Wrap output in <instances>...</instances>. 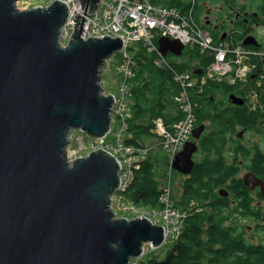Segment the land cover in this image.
Here are the masks:
<instances>
[{"label":"water","instance_id":"obj_1","mask_svg":"<svg viewBox=\"0 0 264 264\" xmlns=\"http://www.w3.org/2000/svg\"><path fill=\"white\" fill-rule=\"evenodd\" d=\"M100 1L81 0L84 15L73 18L63 47L65 2L22 10L0 0V264H130L146 246L165 243L164 227L150 218L115 217L114 155L98 149L70 162L73 129L91 139L111 130L115 100L104 93L101 72L124 41L85 37L86 16ZM159 50L181 57L185 47L161 38ZM194 149L185 144L175 170L192 172Z\"/></svg>","mask_w":264,"mask_h":264},{"label":"flooded vegetation","instance_id":"obj_2","mask_svg":"<svg viewBox=\"0 0 264 264\" xmlns=\"http://www.w3.org/2000/svg\"><path fill=\"white\" fill-rule=\"evenodd\" d=\"M195 8L218 40L249 43L255 69L244 82L194 90L196 118L187 140L195 147L193 168L189 175L176 171V189L183 193L196 169L220 163L228 173L211 183L204 177L209 187L197 184L203 188L202 200L193 199L207 216L209 263L264 264V0H196ZM236 113V120L222 119ZM215 226L229 238L216 242Z\"/></svg>","mask_w":264,"mask_h":264},{"label":"built area","instance_id":"obj_3","mask_svg":"<svg viewBox=\"0 0 264 264\" xmlns=\"http://www.w3.org/2000/svg\"><path fill=\"white\" fill-rule=\"evenodd\" d=\"M62 1L67 4L69 13L61 32V44L66 46L75 31L74 24L68 26L70 18L73 17L71 4L74 2L71 0ZM155 1L101 0L99 7L108 15V20L94 27L89 26V18L86 23V38L120 37L124 41V48L119 52L120 60L117 68L119 74L118 91L114 94V115L118 120V130L114 136V143L107 144L104 139H100L96 141V145L93 147L94 150L105 148L121 158V183L118 189L121 192H124L130 185L134 168L139 167L134 157L137 156L140 149L134 145H126L123 140V134L128 126L127 119L130 116L128 107L131 104L132 93L129 83L135 77L136 61L129 50L133 44L142 42L150 53H156L155 65L158 68H166L170 73L172 72L174 74L173 80L180 89V94L175 97V101L180 105L184 119L175 124V133L167 131L162 118L155 120V130L163 138L164 145L171 154L170 163L182 149L194 128V105L190 98V91L195 86H205L209 82L235 84L245 81L254 69V65L249 62L254 57V52L244 49L239 43L216 41L209 31L199 22L185 16L184 12L175 8L163 7L154 3ZM78 4L81 5L80 0H78ZM195 4V0H191L189 9H193ZM134 29L135 31L132 33L131 31ZM66 30H68L67 33H65ZM128 34L131 36H127ZM162 37L179 40L185 46H198L202 54L212 57L200 78L193 79L189 72H180L170 64L167 58L159 52L158 45L155 43L157 39ZM160 202L163 208L158 214L120 199L118 209L131 216H147L154 221L161 219L168 239L176 240L181 234L187 214L175 208L170 181L161 193Z\"/></svg>","mask_w":264,"mask_h":264},{"label":"trees","instance_id":"obj_4","mask_svg":"<svg viewBox=\"0 0 264 264\" xmlns=\"http://www.w3.org/2000/svg\"><path fill=\"white\" fill-rule=\"evenodd\" d=\"M180 0H157L156 4L166 8H175L182 12L185 16L192 20L199 18L196 15V5L192 9L190 0L187 5L184 2L179 6ZM194 20V21H195ZM216 39L217 36H214ZM136 61L135 77L130 81L133 92L132 118L128 120L129 127L125 134L124 142L126 145H134L140 147L149 141H154L146 157L139 163L140 167L133 172V180L122 197L126 201H130L140 208L160 209L161 188L166 182L168 176V160L169 155L161 144L160 138L153 133L154 120L162 117L163 123L175 126V123L183 119L182 113L179 111L174 101L175 96L179 93V89L173 81L172 74L162 68H158L154 61L156 53H150L142 42L137 43L130 48ZM118 57V55L116 56ZM168 58L174 66L179 70L192 69V64L206 67L211 57L204 56L200 53L198 46L186 47L183 56L178 58L168 55ZM209 85H214L210 83ZM192 91V99L193 98ZM237 119V113L234 116L226 115L222 117L226 121ZM228 173L220 163H214L211 166H202L196 169L195 179L191 182L186 181L183 193L180 194L175 189L174 199L178 208L185 207L186 204L195 200H202L203 188H208L203 183L204 177H208L209 183L222 177ZM177 180V174L174 173V181ZM199 184V185H197ZM183 205V206H181ZM205 212H201V205L193 201L190 205L191 216L186 220L181 237L172 248L167 252L165 258L159 256L152 257L140 264H210L211 250L210 238H208L209 229L206 226L207 216ZM212 237L216 242H222L228 235L221 233V229L217 226L211 229ZM211 242L213 239L211 238ZM231 243L232 241H228Z\"/></svg>","mask_w":264,"mask_h":264},{"label":"rangeland","instance_id":"obj_5","mask_svg":"<svg viewBox=\"0 0 264 264\" xmlns=\"http://www.w3.org/2000/svg\"><path fill=\"white\" fill-rule=\"evenodd\" d=\"M76 1L78 4V0H76ZM46 2H48V1L47 0H26V2L24 4H20V5L18 4V8H20L22 10L29 9L27 7L28 4L30 5L31 8L34 5H36L34 7H39V5H41V4H44L43 6H46V4H45ZM78 6L80 8L81 13L83 12L82 15H84V10L82 8V5L78 4ZM97 10L95 11V14L92 17L86 16V19H88V18H89V20L94 19L96 17ZM63 27H64V25L61 28L60 36H61V32H62ZM60 36H59V38H60ZM180 58H178V60H180ZM167 60L170 62L168 57H167ZM118 65H119V63H118L117 59H115V57H112L109 60V64H106L103 67V71L101 73L103 76L102 81H103L105 90L107 92H116L117 93V91H118V87H117V82L119 79V74H118V70H117ZM192 66H193V64H192ZM69 140H70V144L68 146V154H69V157L71 158V160H73L74 158H77V157H82V156L87 155L89 152L93 151V147L96 145L94 140L89 139L85 133H83L82 131H80L78 129H74L70 133ZM153 144H155L154 141H149L146 143V145L148 147H151ZM175 187H178L177 182H176ZM114 203H115V207L117 208L118 205H117L116 201H114ZM192 204H193V201L191 200L190 205H192ZM114 212L118 213V215H115L116 218H120L121 216L124 217L127 215V212H123L122 210H115ZM172 246L173 245L171 243H166L157 249H152L151 246H146L148 253L146 255H144L141 258V260L145 261V260H148V259L155 257V256H159L160 258H165L167 255V252L172 248Z\"/></svg>","mask_w":264,"mask_h":264},{"label":"bare ground","instance_id":"obj_6","mask_svg":"<svg viewBox=\"0 0 264 264\" xmlns=\"http://www.w3.org/2000/svg\"><path fill=\"white\" fill-rule=\"evenodd\" d=\"M47 1H49V0H47ZM72 2H74V4L72 3L71 4V11H72V13H73V17H72V19L70 18V22H69V24H68V26L69 25H72V24H74V22H72L73 21V18L77 15V14H81V11H80V8H79V6H78V4H77V1L76 0H71ZM81 1V0H80ZM157 1V0H156ZM155 1V2H156ZM26 2V0H16V4L18 5H20V4H24ZM46 4V6H47V2L45 3ZM44 4H41V5H39V7H45V6H43ZM196 5V4H195ZM34 6H36V5H34ZM34 6H32V8H38V7H34ZM29 9H32L31 7H30V5L28 4V6H27ZM82 15V14H81ZM108 20V15L106 14V13H104L102 10H101V7H98V10H97V14H96V17L94 18V19H90L89 20V26L90 27H94V26H97V25H100V24H103L104 22H106ZM195 20V19H194ZM196 21V20H195ZM67 22V21H66ZM198 22V21H197ZM66 24V23H65ZM64 24V25H65ZM60 31H61V29H60ZM135 31V29L134 30H132L131 32L133 33ZM68 32V30H66V32L65 33H67ZM127 36H131L130 34H128ZM59 39V43H61L62 42V39H61V36H60V38H58ZM156 43V42H155ZM134 45V44H133ZM131 52V51H130ZM132 53V52H131ZM132 56H133V53H132ZM133 58H134V56H133ZM135 60V59H134ZM196 70H199V68L198 67H194V68H192L191 69V71L192 72H195ZM171 74H172V76H174V74L171 72ZM174 83H175V81H174ZM176 84V83H175ZM194 109H195V107H194ZM196 118V117H195ZM166 126V129H167V131L169 132V133H175V130H176V128H175V126L174 127H171L170 125H165ZM185 128H187V126H185ZM71 162V161H70ZM113 196V197H112ZM110 200L112 201V203L115 201V195H110ZM181 210L182 211H185V212H187V213H190V202L188 203V204H186V206L185 207H182L181 208Z\"/></svg>","mask_w":264,"mask_h":264},{"label":"crops","instance_id":"obj_7","mask_svg":"<svg viewBox=\"0 0 264 264\" xmlns=\"http://www.w3.org/2000/svg\"><path fill=\"white\" fill-rule=\"evenodd\" d=\"M144 209H146V210H154V209H151V208H144Z\"/></svg>","mask_w":264,"mask_h":264}]
</instances>
